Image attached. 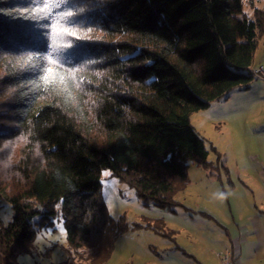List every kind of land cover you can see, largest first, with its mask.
<instances>
[{"label":"trees","instance_id":"trees-1","mask_svg":"<svg viewBox=\"0 0 264 264\" xmlns=\"http://www.w3.org/2000/svg\"><path fill=\"white\" fill-rule=\"evenodd\" d=\"M241 3L0 0V264L59 213L62 264H104L129 225L106 210L102 170L144 205L179 204L189 164L214 163L189 116L254 80L264 10L248 19Z\"/></svg>","mask_w":264,"mask_h":264},{"label":"rangeland","instance_id":"rangeland-1","mask_svg":"<svg viewBox=\"0 0 264 264\" xmlns=\"http://www.w3.org/2000/svg\"><path fill=\"white\" fill-rule=\"evenodd\" d=\"M253 8L264 10V0H253V7L242 0L236 12L242 11L250 19ZM263 63L264 32L258 35L251 68ZM263 117L264 81L260 79H254L247 90L233 89L206 109L192 113L189 124L211 149L208 160L214 163L208 171L189 164L188 185L176 195L179 204L170 210L144 205L132 189L111 177L108 170H102L100 191L106 210L113 219H123L129 225L116 239L104 264H216L212 251L227 241L225 232L234 229L237 211L250 210L244 193L248 192L255 160L250 157L248 142H255L258 128L254 126L264 125V120H259ZM217 158L230 176L220 170ZM232 186L238 191L236 202ZM11 217L10 206L0 199L2 225L6 226ZM147 222L162 226L144 227ZM68 260L66 233L59 213L47 226L36 227L30 254L19 255L16 263L62 264Z\"/></svg>","mask_w":264,"mask_h":264},{"label":"crops","instance_id":"crops-1","mask_svg":"<svg viewBox=\"0 0 264 264\" xmlns=\"http://www.w3.org/2000/svg\"><path fill=\"white\" fill-rule=\"evenodd\" d=\"M252 69L254 68L250 66V70ZM262 119L264 117L259 120ZM254 127L258 128L259 135H256L255 142H248L250 157L255 161L252 163V179H249L246 189L248 192L244 193L250 202V210L246 213L237 211L239 214L234 229L230 233L225 232L227 241L220 242L212 251L216 264H220L217 255L226 251L238 264H264V125L257 124ZM229 173L227 170L226 176ZM237 192L232 186V196L235 195L233 202L238 200Z\"/></svg>","mask_w":264,"mask_h":264},{"label":"built area","instance_id":"built-area-1","mask_svg":"<svg viewBox=\"0 0 264 264\" xmlns=\"http://www.w3.org/2000/svg\"><path fill=\"white\" fill-rule=\"evenodd\" d=\"M250 74L254 79L264 80V63L252 69L250 71ZM263 174H264V171H263ZM217 256L219 258L220 264H238L236 260L232 258L231 254L228 251L222 252L218 254Z\"/></svg>","mask_w":264,"mask_h":264},{"label":"snow or ice","instance_id":"snow-or-ice-1","mask_svg":"<svg viewBox=\"0 0 264 264\" xmlns=\"http://www.w3.org/2000/svg\"><path fill=\"white\" fill-rule=\"evenodd\" d=\"M29 2H31V0H29ZM40 3H41V4H44V3H45V0H40ZM67 15H68V16H71V13H67ZM69 35H71V34L69 33ZM53 47L55 48V44H53ZM34 59H35V58H34ZM52 62H54V63H58V61H54V60H53ZM48 71L50 72L51 69H49ZM44 79L47 80V74L44 75Z\"/></svg>","mask_w":264,"mask_h":264}]
</instances>
